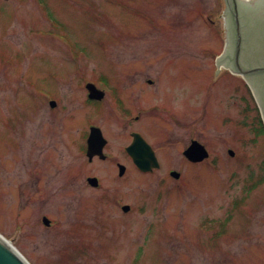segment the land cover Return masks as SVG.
Segmentation results:
<instances>
[{"label": "rangeland", "instance_id": "1", "mask_svg": "<svg viewBox=\"0 0 264 264\" xmlns=\"http://www.w3.org/2000/svg\"><path fill=\"white\" fill-rule=\"evenodd\" d=\"M41 1L0 0V234L31 264H264L260 112L244 78L216 64L226 0ZM119 72L182 77L175 118L134 125L157 150L150 173L127 159L132 126L109 100ZM88 79L106 87L101 106ZM94 124L105 160L84 152ZM191 139L207 159L185 158ZM125 201L148 207L129 216Z\"/></svg>", "mask_w": 264, "mask_h": 264}, {"label": "water", "instance_id": "2", "mask_svg": "<svg viewBox=\"0 0 264 264\" xmlns=\"http://www.w3.org/2000/svg\"><path fill=\"white\" fill-rule=\"evenodd\" d=\"M228 15L226 17V42L218 62L233 54V66L236 72L241 73L250 85L259 105L264 123V0H227ZM89 96L100 98L91 84H87ZM52 106L55 105L51 101ZM105 139L99 128L92 126L87 138V155L89 159L94 154L104 157L102 148ZM136 165L143 171L158 166L157 159L150 145L139 135L134 134L133 141L126 148ZM184 155L188 160L197 162L208 157L203 144L192 139L185 148ZM228 153L234 152L228 149ZM124 172V166L119 165V174ZM171 175L178 177L179 173L172 171ZM92 185L97 184L95 177H89ZM43 222L49 224L46 217ZM0 264H29V262L10 243L0 236Z\"/></svg>", "mask_w": 264, "mask_h": 264}, {"label": "flooded vegetation", "instance_id": "3", "mask_svg": "<svg viewBox=\"0 0 264 264\" xmlns=\"http://www.w3.org/2000/svg\"><path fill=\"white\" fill-rule=\"evenodd\" d=\"M117 74H129L126 76H117V93H113V97H111V100H115V108L117 117L124 121L125 127L132 126L127 130L128 136L132 140V134L133 132L140 133L146 141H149L147 138L145 132L137 127H134L135 124L138 122H141L143 119V116H146L149 112H155L158 114H164L167 117L175 118V113L173 112V109L175 107V94L171 91V89H174L176 86L179 87V91L183 90V81L182 77H178V80H176L173 76H163L162 72L157 73V76H151L147 72H119ZM184 77V75H183ZM96 85L98 83L95 82ZM101 87L102 85H98ZM137 91V95L135 96L134 92ZM145 96H142V95ZM111 95V94H108ZM155 96V97H153ZM108 96L103 98L102 100H99L100 106L103 100L107 99ZM182 100V99H181ZM181 100L178 97V104L177 106H180L182 108V105H184V102H181ZM95 101V100H91ZM91 101H88L91 103ZM97 101V100H96ZM172 110V114H171ZM131 142V141H130ZM127 145V144H126ZM183 147V144H182ZM157 152V150H156ZM127 159H130L128 157ZM122 162L120 160L115 161V166ZM125 163V161H124ZM131 164H133L131 160ZM132 202H123L122 204H117L120 210L129 215L132 216V213H143L146 211V208L148 207V204H137ZM124 205H127V208H123ZM139 218H142V216H139ZM138 223L135 225L137 226ZM152 222H148L146 224V228L150 226H154ZM129 228L133 229L132 234L136 235H145L150 233L146 229L145 232L141 233L138 230H134L132 226ZM117 232H120L117 230Z\"/></svg>", "mask_w": 264, "mask_h": 264}, {"label": "trees", "instance_id": "4", "mask_svg": "<svg viewBox=\"0 0 264 264\" xmlns=\"http://www.w3.org/2000/svg\"><path fill=\"white\" fill-rule=\"evenodd\" d=\"M260 123H261L262 129H263V125H262L261 120H260ZM263 131H264V130H263ZM261 182H262V180H259L257 183L253 184V187L256 186L257 184L261 183Z\"/></svg>", "mask_w": 264, "mask_h": 264}]
</instances>
